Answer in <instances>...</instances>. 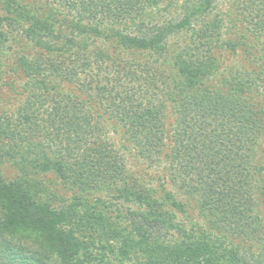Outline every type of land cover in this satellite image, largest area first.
Returning <instances> with one entry per match:
<instances>
[{"label": "trees", "instance_id": "trees-1", "mask_svg": "<svg viewBox=\"0 0 264 264\" xmlns=\"http://www.w3.org/2000/svg\"><path fill=\"white\" fill-rule=\"evenodd\" d=\"M217 1L0 0V264H264V0Z\"/></svg>", "mask_w": 264, "mask_h": 264}, {"label": "rangeland", "instance_id": "rangeland-1", "mask_svg": "<svg viewBox=\"0 0 264 264\" xmlns=\"http://www.w3.org/2000/svg\"><path fill=\"white\" fill-rule=\"evenodd\" d=\"M236 5H237L236 0H218L214 13L219 14V15H225V13H228V14H231L234 16V14L237 12ZM1 6H3V5H0V8H2ZM169 11L173 12L174 9L169 8ZM164 14H166V13L164 12ZM174 43H175V40L173 38L170 41V45H172ZM95 44L97 46H101L102 48L109 49V50L114 48V46L108 42L98 41ZM11 46H12L13 52L22 48V44L19 41L16 42L15 44H12ZM172 49H174V48H172ZM19 54L20 53L14 55V54L9 52V54L3 55V57L0 58V72H4L6 74L5 78L3 79V76L0 73V77H1L0 81L1 80L2 81L8 80L9 82H12L15 84V86L13 88H7V87L1 88L0 87V110H8L9 108H13L14 106H16L18 103L19 96L17 95V92L19 90L18 86L21 85V83H22L21 82L22 79H19L20 72H18V70L16 69V63L15 62H16V59H17ZM133 56H137V55H133ZM242 57H237V59H241ZM126 156L128 158L129 165H130L131 169L134 170L133 166L135 165V161L132 159V156H130L129 154H126ZM2 172L6 177H12V175L14 174V170L9 165L3 166ZM154 172H155L156 176L162 177V175L159 172H156V171H154ZM48 180L53 181V182L56 181L53 178V176H49ZM169 188H171V187L168 186V190H169ZM173 192L176 195L177 199H179L185 203L188 214L190 216H192L193 218H197L198 215H197V212L194 208V204L192 202H190L188 199H186V197H184L183 195L178 194L175 189L173 190ZM261 215H262V218L264 221V208L261 209Z\"/></svg>", "mask_w": 264, "mask_h": 264}]
</instances>
